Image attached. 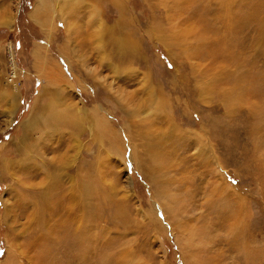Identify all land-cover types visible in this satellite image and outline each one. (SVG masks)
<instances>
[{
  "label": "rangeland",
  "instance_id": "rangeland-1",
  "mask_svg": "<svg viewBox=\"0 0 264 264\" xmlns=\"http://www.w3.org/2000/svg\"><path fill=\"white\" fill-rule=\"evenodd\" d=\"M39 2L0 0V264H264V0Z\"/></svg>",
  "mask_w": 264,
  "mask_h": 264
},
{
  "label": "bare ground",
  "instance_id": "bare-ground-1",
  "mask_svg": "<svg viewBox=\"0 0 264 264\" xmlns=\"http://www.w3.org/2000/svg\"><path fill=\"white\" fill-rule=\"evenodd\" d=\"M71 0H58V3L60 4L61 3V8L65 5V4H67V3H69ZM38 2H39V0H38ZM43 3H44V0H40V2H39V4H38V6L39 7H41L42 5H43ZM61 12V11H60ZM36 15V14H35ZM32 17L34 18V14L32 15ZM92 20V19H91ZM92 23V22H91ZM91 25V24H90ZM50 79H49V77L48 78H46L45 79V82H44V86H43V90L45 91V93L47 92L48 93V96L45 98L46 100L49 98V100L48 101H50V98H54L55 100H60L61 98H62V96L64 95V93H63V90L62 89H60L61 87L60 86H58V87H54V84H56V82H57V80L56 79H58V77H59V75L57 76H55L54 77V73L52 72V74L50 75ZM59 83V82H58ZM53 85V86H52ZM65 87V86H64ZM66 89V88H65ZM43 91V92H44ZM44 93V94H45ZM41 94H42V92H41ZM40 95V94H39ZM43 97L40 95L39 96V98H37L36 99V101H35V104H34V108L33 109H35V111H39L40 110V118L38 119V121H42V120H46V121H50V119H48V118H46L47 116H49L48 114H47V112L46 113H44L45 111H46V108L45 107H43L42 106V102H41V100L40 99H42ZM42 106V107H41ZM66 106V105H65ZM73 106H75V105H73ZM72 106V107H73ZM69 107V106H68ZM42 111H44V112H42ZM67 111H69V109L67 110ZM74 111L75 112H77V109H76V106L74 107ZM73 111V112H74ZM79 112H81V111H79ZM70 113V112H69ZM42 115V116H41ZM66 115H68L67 113H66ZM70 116V115H69ZM75 116H77V115H75ZM55 117H56V115H55ZM68 117V116H67ZM57 119V118H56ZM56 119H54V121H56ZM59 119V118H58ZM45 121V122H46ZM51 121H53V120H51ZM70 121H71V119H70ZM91 121H92V124L93 125H95L97 128H98V125H99V123L101 122V120H99V118L98 117H96V116H92V118H91ZM69 123V122H68ZM105 124V123H104ZM92 125V126H93ZM101 129H99V131H100ZM104 130H107V128H104ZM104 130H103V132H104ZM52 147V146H51ZM26 155V154H25ZM35 155V154H34ZM38 157V159L40 160V162H41V164L43 165V166H45L46 165V163H47V161H49V160H47L46 159V157H43V155H39V156H37ZM34 158H36L35 156H26V159H28V160H32V165H33V167H34V162H35V159ZM37 159V158H36ZM154 161V160H153ZM15 163V162H14ZM154 163V162H153ZM10 162H5V165L6 166H10ZM19 165V164H18ZM17 165V166H18ZM155 166V165H154ZM12 167V166H11ZM8 168V167H7ZM38 168V167H37ZM36 168V169H37ZM156 168H157V165H156ZM6 170V169H5ZM14 170V169H13ZM55 180V179H54ZM55 183V182H54ZM52 186V185H51ZM51 188V187H50ZM55 188V187H54ZM52 189V188H51Z\"/></svg>",
  "mask_w": 264,
  "mask_h": 264
}]
</instances>
